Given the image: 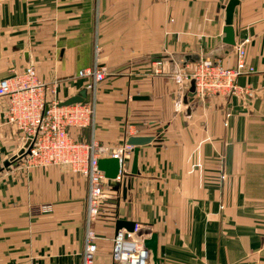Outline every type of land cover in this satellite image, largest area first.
<instances>
[{
    "label": "crops",
    "instance_id": "1",
    "mask_svg": "<svg viewBox=\"0 0 264 264\" xmlns=\"http://www.w3.org/2000/svg\"><path fill=\"white\" fill-rule=\"evenodd\" d=\"M227 2L0 0V79L32 64L62 103L85 89L77 72L99 47L107 75L95 95L85 89L90 124L69 135L109 149L148 139L136 173L132 151L124 163L125 195L106 185L94 264H121L117 220L156 235V264H264V0L233 11L234 40L249 39L245 59L256 70L237 78L240 93L199 99L174 79L199 60L235 64L234 45L222 41ZM7 106L0 97V264H82L89 183L65 164L11 160L22 141Z\"/></svg>",
    "mask_w": 264,
    "mask_h": 264
},
{
    "label": "built area",
    "instance_id": "2",
    "mask_svg": "<svg viewBox=\"0 0 264 264\" xmlns=\"http://www.w3.org/2000/svg\"><path fill=\"white\" fill-rule=\"evenodd\" d=\"M248 42V38L235 42L236 60L233 66L199 60L190 71L177 74L174 79L177 83H191L193 93L199 99L240 93L237 78L256 71L245 59ZM99 52V47H96L93 65L77 72V77L85 78V89L91 90L94 95L107 75V67L100 59ZM155 64L154 72L159 73L161 61ZM54 93V87H48L38 80L32 64H27L20 73L13 71L10 77L0 79V97L8 99L6 120L21 132L22 146L30 140L24 153L17 157L19 165L36 168L65 164L72 173L87 179L89 193L82 264H94L97 245L93 222L101 212L108 183L98 161L107 155L117 159L119 169L113 181L123 184L127 176L124 163L132 146L125 143L119 148L109 149L96 139L88 143L74 140L69 130L89 125L94 110L84 101L62 105L51 96ZM148 238L146 225L140 222H135L130 231L124 227L118 229L112 237L114 261L121 264H149L152 254L147 244Z\"/></svg>",
    "mask_w": 264,
    "mask_h": 264
},
{
    "label": "water",
    "instance_id": "3",
    "mask_svg": "<svg viewBox=\"0 0 264 264\" xmlns=\"http://www.w3.org/2000/svg\"><path fill=\"white\" fill-rule=\"evenodd\" d=\"M240 0H228L226 6H225V26L223 27V33L224 37L222 41L228 45H234V31L232 28V16L235 6L239 3ZM86 96V90L82 89L77 95L72 96L62 102V105H69L76 102H82ZM148 139L143 137H131L127 144L133 145V161H132V168L131 173H136V163H137V154H138V145L143 144L147 142ZM30 140L28 139L24 145L19 149V151L11 158V160L17 158L18 156L22 155L24 153L25 148L28 146ZM99 168L104 172L105 177L108 179V183L115 184L116 186L120 185L118 183H115L113 179L116 177L118 173V160L115 158H101L98 161ZM127 184V183H126ZM125 185V184H124ZM122 188L123 195L126 193V189L129 186L128 184L126 186H123V184L120 185ZM126 228L127 230H132L134 227V222H127L122 220H117L115 223V232L120 228ZM148 246L151 249L153 261L156 264L157 258H156V235L152 234L151 238L147 241Z\"/></svg>",
    "mask_w": 264,
    "mask_h": 264
}]
</instances>
